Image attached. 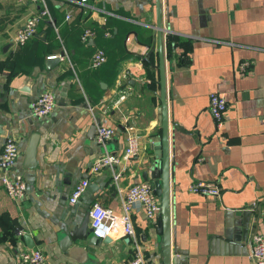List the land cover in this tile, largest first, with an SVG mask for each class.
Here are the masks:
<instances>
[{
	"label": "crops",
	"instance_id": "crops-1",
	"mask_svg": "<svg viewBox=\"0 0 264 264\" xmlns=\"http://www.w3.org/2000/svg\"><path fill=\"white\" fill-rule=\"evenodd\" d=\"M157 2L48 0L50 17L17 45L13 37L41 5L0 0V157L6 137H15L16 171L28 183L15 201L0 175V264H18L20 251L34 248L51 264H121L138 248L160 264L158 218L142 211L133 212L134 236L121 225L95 243L69 236L95 201L120 209L132 183L152 182L149 161L162 136ZM159 2L178 264H254L253 238L264 234V0ZM86 28L93 34L83 41ZM97 48L107 60L95 68ZM45 89L57 103L39 118L30 102ZM213 91L228 102L220 129L209 110ZM98 124L116 127L106 146L96 141ZM132 133L139 150L127 159ZM109 151L122 156L119 179L104 168L70 202L74 185ZM195 180L220 184L221 195L191 191Z\"/></svg>",
	"mask_w": 264,
	"mask_h": 264
},
{
	"label": "built area",
	"instance_id": "built-area-1",
	"mask_svg": "<svg viewBox=\"0 0 264 264\" xmlns=\"http://www.w3.org/2000/svg\"><path fill=\"white\" fill-rule=\"evenodd\" d=\"M39 3L41 6L32 13L26 20L24 26L18 30L13 37V42L17 45L25 44L36 34L39 22L50 17L48 0H23ZM73 4H87L90 0H66ZM68 19L72 18L70 13L66 15ZM93 30L86 28L81 38L83 41L92 36ZM51 55L49 57H55ZM63 58L62 55L58 56ZM107 60L106 51L103 48H97L91 56V66L100 67ZM251 63L244 61L241 64L243 70L247 71ZM55 93L50 89L43 90L36 98L31 100V113L36 117H45L53 112L56 106ZM228 108L226 97L218 92L210 93L209 110L213 116L215 127L222 128L225 121V113ZM116 133V127L98 124L96 128V141L102 146H106L108 141ZM139 150V140L135 134H129L127 146L123 157L129 159L137 154ZM20 156V145L13 136H7L1 151L0 157V175L2 183L8 195L15 201H21L27 194L28 183L24 175L16 171V163ZM122 156L115 152H106L96 158L90 166V176L79 180L73 187L70 194V202H77L83 193L87 190L91 176L100 172L104 168H112L114 179L117 181L121 176L118 166L121 164ZM190 190L205 195H214L219 197L222 188L216 182H207L204 180H195L190 185ZM142 211L149 220H156L161 212V200L156 193L153 184L147 180L132 183L125 194L120 209H115L95 201L90 209V222L92 234L99 239L107 238L114 231L116 226L121 225L124 233L128 236L135 235L133 212ZM250 256L254 264H264V234L254 235ZM18 264H51L43 251L39 248L22 250L19 253ZM121 264H152L145 256L142 249H137L134 255Z\"/></svg>",
	"mask_w": 264,
	"mask_h": 264
},
{
	"label": "water",
	"instance_id": "water-1",
	"mask_svg": "<svg viewBox=\"0 0 264 264\" xmlns=\"http://www.w3.org/2000/svg\"><path fill=\"white\" fill-rule=\"evenodd\" d=\"M158 5V24H157V39L159 51V70H160V84H161V121H162V136L159 142L160 149L156 151L157 157L149 161L150 178L156 193L161 200V212L157 220L156 232L162 240L163 252L160 264H178L180 261V254L182 250L177 247L175 241V230L172 227L171 217V187H170V150L168 138V116H167V103H166V72L164 66V51L162 43V21L160 20V2L157 0ZM155 49V46H152ZM62 52L61 55H63ZM56 58H48L50 61H55ZM33 151V150H31ZM147 177V174H145ZM89 188L91 186H88ZM92 227L90 222V213L88 212L81 223L70 230L69 236L72 242L78 239H86L90 243H95L99 240L97 236L91 233ZM109 238V237H107Z\"/></svg>",
	"mask_w": 264,
	"mask_h": 264
},
{
	"label": "trees",
	"instance_id": "trees-1",
	"mask_svg": "<svg viewBox=\"0 0 264 264\" xmlns=\"http://www.w3.org/2000/svg\"><path fill=\"white\" fill-rule=\"evenodd\" d=\"M172 38H175L174 36H172ZM171 40H173V39H171Z\"/></svg>",
	"mask_w": 264,
	"mask_h": 264
}]
</instances>
